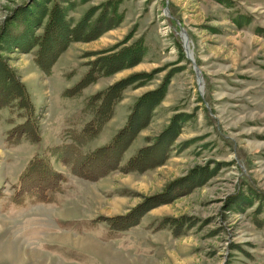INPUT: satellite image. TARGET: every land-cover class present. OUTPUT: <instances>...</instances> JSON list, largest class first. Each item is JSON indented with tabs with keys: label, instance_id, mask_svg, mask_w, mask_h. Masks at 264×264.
I'll return each mask as SVG.
<instances>
[{
	"label": "rangeland",
	"instance_id": "374dc122",
	"mask_svg": "<svg viewBox=\"0 0 264 264\" xmlns=\"http://www.w3.org/2000/svg\"><path fill=\"white\" fill-rule=\"evenodd\" d=\"M40 1L0 0V28L9 15ZM57 1L74 23L93 6L99 7L97 14L106 0ZM117 9L124 14L121 21L113 18L97 38L70 43L49 76L35 65L33 51L11 46L2 52L40 112L42 140L9 143L7 130L24 119L0 108V264H264V0H121ZM17 21L8 23L10 31L21 28ZM139 37L146 49L137 63L98 78L80 96L63 95L86 71L93 52L115 50ZM131 75L142 82L125 89L86 148L109 141L136 98L163 84L164 96L124 158L173 125L167 159L143 172L114 170L94 181L58 162L54 166L67 180L53 202L14 203L13 186L30 156L69 141L68 130H79L90 117L82 113L85 97ZM177 180H185L181 192ZM172 190L173 197L164 200ZM159 194L164 202L136 225L111 230L95 220L124 214L143 201L151 205ZM162 219L169 222L161 225ZM170 219H179L177 225ZM76 237L104 248L75 243Z\"/></svg>",
	"mask_w": 264,
	"mask_h": 264
},
{
	"label": "trees",
	"instance_id": "16d2710c",
	"mask_svg": "<svg viewBox=\"0 0 264 264\" xmlns=\"http://www.w3.org/2000/svg\"><path fill=\"white\" fill-rule=\"evenodd\" d=\"M47 1L50 0L33 3L32 8L21 7L18 13L9 15L0 28V108L16 110L17 116L24 119L7 131L6 140L9 143H18L22 138L36 143L42 140V136L39 123L40 112L33 103L25 83L10 67L2 52L11 46L22 53L33 51L35 65L44 75L49 76L59 56L70 43L97 38L111 27L113 18L119 22L124 16L123 12L117 11L121 0H106L101 3V10L97 14L95 11L99 7L93 6L79 20L72 23L65 17L66 8L62 6V3L54 0L48 8ZM17 19L21 20V28L16 30L18 32H12L8 29V23L11 26L19 25ZM40 27L42 31L36 33L35 31ZM145 49L143 38L139 37L128 45H118L115 50L112 48L108 51L93 52L96 56L84 63L87 66L86 71L72 86L64 89L63 95L80 96L84 88L95 83L98 78L137 63ZM134 76L136 75L120 79L85 97L82 113L89 114V119L79 130H68L69 141L46 145L41 153L36 152L27 160L13 186L12 201L14 203L23 204L26 200L32 203L53 202L55 194L62 191V184L67 180L66 174L54 166L57 162L66 166L73 175L94 181L114 170L125 173L143 172L162 164L167 159L176 131L173 125H168L157 135L154 142L139 147L130 156L124 158L126 149L140 129L148 124L151 110L164 96L163 84L136 98L125 124L109 141L94 148H86L87 142L96 138L105 123L113 116L125 89L142 82L140 78L135 79ZM192 176L190 173L187 178L191 179ZM184 181H175L177 190L180 192ZM173 184L168 186L171 187ZM160 194L157 195L158 200L151 205H145L146 201H143L124 214L110 217L98 216L95 220L105 221L111 230L136 225L149 208L171 199L174 190L170 192L172 196L164 200L159 199ZM178 220L170 219L173 225H177ZM168 222L169 220L162 219L161 225Z\"/></svg>",
	"mask_w": 264,
	"mask_h": 264
},
{
	"label": "bare ground",
	"instance_id": "6f19581e",
	"mask_svg": "<svg viewBox=\"0 0 264 264\" xmlns=\"http://www.w3.org/2000/svg\"><path fill=\"white\" fill-rule=\"evenodd\" d=\"M188 48H189V45H188ZM190 49V48H189ZM57 236H59L58 238H63V240H67V239H69V238H71L70 236L68 237V236H65V234L63 235V234H58ZM62 236V237H61ZM71 240H74L75 241V243H80V244H82V245H84V246H86V247H89V248H98V247H100L101 249L102 248H104L103 246H98V245H96L95 244V242L94 241H92L91 239H85V237L84 238H80V237H76V238H72ZM62 241V240H61ZM21 254V253H20ZM21 256H24V255H21ZM21 256H20V258H21ZM19 258V257H18ZM20 260V259H19ZM40 264H45V262L43 261V262H40Z\"/></svg>",
	"mask_w": 264,
	"mask_h": 264
},
{
	"label": "water",
	"instance_id": "95a60500",
	"mask_svg": "<svg viewBox=\"0 0 264 264\" xmlns=\"http://www.w3.org/2000/svg\"><path fill=\"white\" fill-rule=\"evenodd\" d=\"M179 32H180V34H181L180 37H181L182 42H183V48H184V51H185V53H186V55H187V58L192 62L193 66H194V70H195V72H196L197 80H198V83L200 84L201 78H200V76H199V74H198V69H197V67H196V65H195L194 59H193V57H192V55H191V53H190V50H189V48H188L187 37H186V31L184 30L183 27H180V31H179Z\"/></svg>",
	"mask_w": 264,
	"mask_h": 264
},
{
	"label": "crops",
	"instance_id": "0c3cea01",
	"mask_svg": "<svg viewBox=\"0 0 264 264\" xmlns=\"http://www.w3.org/2000/svg\"><path fill=\"white\" fill-rule=\"evenodd\" d=\"M25 85H26V84H25ZM26 87H27V85H26ZM27 88H28V87H27ZM7 131H8V130H7ZM31 156H32V155H31ZM31 156H30V157H31ZM59 163H60V162H59Z\"/></svg>",
	"mask_w": 264,
	"mask_h": 264
}]
</instances>
